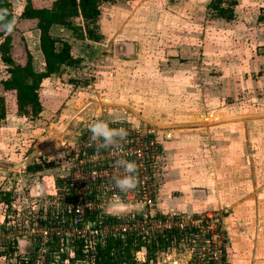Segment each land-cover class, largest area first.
Masks as SVG:
<instances>
[{
    "label": "rangeland",
    "instance_id": "1",
    "mask_svg": "<svg viewBox=\"0 0 264 264\" xmlns=\"http://www.w3.org/2000/svg\"><path fill=\"white\" fill-rule=\"evenodd\" d=\"M8 1L14 16L9 31L14 40L12 54L23 62L24 35L40 31L34 21L21 18L27 0ZM215 1L102 0L98 21L90 25L100 40L86 37L87 41L70 44L81 62L46 82L41 92L44 114L35 120L18 117L8 96V114L0 121V190L9 189L13 202L9 208L0 203V251L4 241L14 238L23 255L38 248L34 264H93L87 251L83 260H74L72 240L79 238L77 232L101 229L99 225L104 226L108 217L157 214L164 185L172 190L163 206H203L208 199L204 191L206 129L217 126L214 129L232 134L230 143L238 155L229 158L238 161L237 167L232 165L236 180L222 177L223 194L214 195L225 202L221 208L195 210L217 213L223 222L226 216L235 217L236 211H252L251 248L235 253L228 239V264H264V0H221L228 19L217 16L211 7ZM30 47L39 69L41 60L36 48ZM7 77L0 58V81ZM96 121L152 133L160 154L146 163V175L155 197L146 209L144 202L134 200V193H104L96 200L102 208L94 220L87 216L76 227L68 211L74 205L70 191L62 186L58 194L55 182L76 180L75 151L83 132ZM42 163L43 171H27ZM49 164L53 166L47 168ZM112 167L121 177L124 169ZM251 174L257 183H240ZM215 200L210 202L216 204ZM243 200L246 208L241 209ZM175 215L185 214L163 217ZM145 258L144 248L136 253L139 264ZM191 258L192 250L181 239L150 264H192ZM6 262L0 256V264Z\"/></svg>",
    "mask_w": 264,
    "mask_h": 264
},
{
    "label": "trees",
    "instance_id": "2",
    "mask_svg": "<svg viewBox=\"0 0 264 264\" xmlns=\"http://www.w3.org/2000/svg\"><path fill=\"white\" fill-rule=\"evenodd\" d=\"M102 0H27L24 12L21 18L27 21H34L36 29L40 31V48L43 53V70L36 69L33 56L26 48L23 42L24 61L17 62L12 54L14 46L13 36L10 30L13 27L14 16L10 9L8 0H0V58L7 67L8 77L0 81V121L5 120L8 114L9 101L8 96H12L13 106L18 117L31 120L38 119L43 111L40 101L39 91L45 80L53 76H61L64 68L77 67L80 59H76L71 54V46L59 39H53L49 35V29L53 24L71 26L74 19H83L86 37L99 41L100 38L90 30V25L97 23L100 10L99 3ZM109 1V0H103ZM133 1V0H132ZM222 1L216 0L211 5L213 10L220 18L227 17V10L221 7ZM53 166L48 165L47 168ZM45 165L36 164L27 167V171L41 172ZM63 179L55 182V187L60 194V188L64 184ZM69 198V197H68ZM65 199H63L64 201ZM13 202L12 192L0 190V203L9 208ZM88 213L87 215H89ZM60 220V215H55ZM159 218L164 219L160 214ZM51 217L48 216L49 219ZM92 221L94 215H89ZM142 220L141 217H137ZM113 223L117 218L108 217ZM5 222H8L7 217ZM74 260L84 259L85 251L91 255L93 264H139L136 259V253L141 249L146 250V258L143 264L156 263L159 253L167 252L170 248L182 239V235L177 230H165L153 234V236L138 233L135 231L120 232L116 235H107L104 238L93 237L92 247L89 245L91 239L84 237L73 238ZM3 251L0 256L9 264L14 260V264H34V247L26 255L19 253L17 248V239L4 241L1 245Z\"/></svg>",
    "mask_w": 264,
    "mask_h": 264
},
{
    "label": "built area",
    "instance_id": "3",
    "mask_svg": "<svg viewBox=\"0 0 264 264\" xmlns=\"http://www.w3.org/2000/svg\"><path fill=\"white\" fill-rule=\"evenodd\" d=\"M107 123L110 128L126 129L127 136L123 139L117 137L116 143L103 146L102 138L92 139L89 126L81 135L80 144L74 155L76 180L68 179L66 181L65 179L63 184V191L69 190L72 196L71 203L74 205L68 211L72 212L76 227L82 226L87 216L97 215L98 209L102 206L96 200L104 193L108 196L134 193L131 196L134 197V200L144 202V208L147 209L153 204L155 190L148 183L146 163L153 161L160 154L155 138L152 133L144 134L126 124ZM122 159L136 164V170L133 173L135 187L127 190H123L117 185L116 180L120 177L114 174L112 167V165L122 167L118 163ZM122 169L124 168L122 167ZM126 174L124 169L122 176ZM62 195L64 198L67 196L64 193ZM88 213L90 214L87 215ZM157 215L148 211L128 215L126 218H118L116 223L108 220L103 223L104 226L99 225L101 229L84 234L82 231L77 232L78 237L91 239L89 245L92 247V238L97 236L104 238L107 235H116L126 231L153 236V234L165 230H177L178 234L182 235L183 241L192 250V264H228V236L224 229L223 217L219 214L206 213L192 217L175 215L164 219ZM136 216L141 217L142 220H138Z\"/></svg>",
    "mask_w": 264,
    "mask_h": 264
},
{
    "label": "crops",
    "instance_id": "4",
    "mask_svg": "<svg viewBox=\"0 0 264 264\" xmlns=\"http://www.w3.org/2000/svg\"><path fill=\"white\" fill-rule=\"evenodd\" d=\"M78 20L80 23H77V24L72 23V25L69 27L60 25V24H53L49 29V35L53 39H59L61 41H65L69 45L73 43L74 41H77V39H84L87 41L83 19L80 18ZM31 33H26L24 35L25 43L26 45L28 44L27 49L29 50L32 56H33V53L30 51L31 49L30 44H32L36 48V54H38V57L41 60V66H39V71H42L43 70V53L40 48V33L39 32L38 33L35 32L34 34H31ZM74 53L75 52L71 50L72 56L74 58H77V56ZM80 56L82 57V55ZM49 80L50 79H47L44 81L42 88L39 91L40 101H41V92L43 91V88L45 87L46 82H48ZM41 104H42V101H41ZM42 106H43V111L40 116H42V114H44L45 112L44 105L42 104ZM218 127H221V126H218ZM214 128H217V126L208 127V129H206L207 130L206 132H208V139H207L208 140L207 141L208 153L204 155H205V160L208 161V166H207L208 169H206L207 171L206 177L208 178V181H206L207 180L206 179L204 182V184H207L205 185L206 187H204L205 188L204 191L207 193L206 198L208 199L207 201H205L203 206L201 205L199 206V208L204 207L205 209H209L213 207L221 208V206H223V204L225 203L222 198L214 197L215 193L223 194V190H222V187H220V184L224 183L225 181L221 180L222 177L227 176L226 178L230 179L231 182H234L236 180L235 179L236 174L233 172L234 169L232 168L233 167L232 165H235V167H237L236 163L238 161H236L234 158H229V156L238 155V153L235 150L234 143H230L229 137L232 136V134H228L227 130L220 129V128L214 129ZM212 131H215V132L211 133ZM227 146L228 148H231V149L228 150ZM173 176H175V174H173ZM169 178L170 180L172 179V177H169ZM257 181H258L257 177L251 174L250 178L244 181H240V183L241 184H248L249 182L257 183ZM168 182L170 183L171 181H168ZM215 184L216 186H213ZM171 190L172 188H170L168 185H164V187L160 189V195H159V199L157 202L160 205V208H159L160 211H157L158 212L157 214H160L162 216L163 215L166 216L168 214H185V215L189 214V215L196 216L199 214L201 215V213L203 212L204 213L207 212V211L195 210L197 208V206L195 205H193V209H190V206L184 203L180 205L171 203L172 204L171 207L163 206L162 204L164 203L162 202L163 201L167 202L169 200L168 196L171 193ZM1 191L11 192L9 189H4ZM213 199H216L215 200L216 204L210 202ZM243 201L244 202H242V205L240 207L241 209L246 208L244 204L247 201L246 200H243ZM235 214H236L235 217L226 216L224 220V228H225L226 234L230 242L229 247L235 253H244L247 248H251L250 242L252 238V232L253 233L255 232V229L252 227V225L249 224V221L252 219L253 213L252 211H236ZM236 263L244 264V263H238V261Z\"/></svg>",
    "mask_w": 264,
    "mask_h": 264
},
{
    "label": "clouds",
    "instance_id": "5",
    "mask_svg": "<svg viewBox=\"0 0 264 264\" xmlns=\"http://www.w3.org/2000/svg\"><path fill=\"white\" fill-rule=\"evenodd\" d=\"M90 130L92 133V139L98 140L103 139V146H108L116 143V138L119 137L123 139L127 136V130L124 128H110L108 123L105 121H96L90 125ZM118 163L125 169L126 175L118 178L116 180L117 185L123 189H131L135 187V173L136 164L132 161L120 160Z\"/></svg>",
    "mask_w": 264,
    "mask_h": 264
},
{
    "label": "bare ground",
    "instance_id": "6",
    "mask_svg": "<svg viewBox=\"0 0 264 264\" xmlns=\"http://www.w3.org/2000/svg\"><path fill=\"white\" fill-rule=\"evenodd\" d=\"M103 103H104V105H111L108 101H104Z\"/></svg>",
    "mask_w": 264,
    "mask_h": 264
}]
</instances>
